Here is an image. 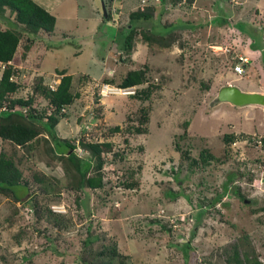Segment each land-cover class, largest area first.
Here are the masks:
<instances>
[{"label": "rangeland", "instance_id": "374dc122", "mask_svg": "<svg viewBox=\"0 0 264 264\" xmlns=\"http://www.w3.org/2000/svg\"><path fill=\"white\" fill-rule=\"evenodd\" d=\"M34 1L55 16V27L50 33L37 32L25 56L23 45L17 48L12 65L20 87L12 96L36 94L39 78L53 86L57 71L66 69L73 76L71 91L78 90L80 97L58 119L57 135L71 139L81 157L88 154L80 140L109 141L112 150L104 153L103 188L87 191L90 213L83 219L79 214L86 209L66 189L65 169L44 154L42 139L18 149L15 160L26 188L13 186L18 200L0 194V264H82V241L90 234L97 236L93 251L116 245L128 264H225L223 252L234 243L264 264V105L216 102L219 88L227 84L264 93V0L176 5L168 0H113L104 6L110 18L104 0ZM150 6L154 11L148 20H139L134 49L130 54L120 50L130 13ZM220 12L228 17L218 25L213 19ZM180 21L192 27L166 32L167 25ZM142 28L174 40L167 46L149 44L141 41ZM234 53L249 60L242 74L231 66ZM143 65L148 67L147 82L157 84L151 98L130 95L143 85L120 93L117 86L125 74ZM44 105L42 100L39 107ZM139 106L149 107L143 126ZM115 125L120 132L110 131ZM138 126L141 133L135 134ZM226 134L234 139L226 141ZM2 150L10 154L13 148L0 141ZM201 151L212 155L206 165ZM192 159L199 165L190 167ZM171 166L178 168V180ZM231 174L223 204L195 225L199 208L222 192ZM128 177L138 186L125 188L122 182ZM232 189L241 197L233 196ZM169 190L180 193L173 199ZM34 196L43 207L62 214L70 227L36 222L24 204Z\"/></svg>", "mask_w": 264, "mask_h": 264}, {"label": "trees", "instance_id": "16d2710c", "mask_svg": "<svg viewBox=\"0 0 264 264\" xmlns=\"http://www.w3.org/2000/svg\"><path fill=\"white\" fill-rule=\"evenodd\" d=\"M193 1L168 0L173 5L181 2L191 3ZM111 2L112 0H104L103 3L106 6L107 4L110 5ZM116 2L121 1L116 0ZM153 11L154 8L150 6L146 8V11L136 9L130 13V25L128 27L125 26L126 33L122 35V38L125 40L118 46L120 50H123L127 54L131 53L135 46L134 38L137 34L136 28L141 27L139 20H148L152 16ZM216 15L213 19L214 23L218 25L227 23L226 19L228 14L220 12ZM106 17L110 18L109 11L106 12ZM55 21V16L34 0H0V65H2L0 66V141L8 142L13 148L10 154L4 152V150L0 152V194L2 196L11 195L14 199L18 200L19 196L15 193L13 186L20 185L26 188V183L22 181V170L15 160V154L19 148H31L32 142L40 137L42 139L43 152L48 159L60 162L64 167L68 178L65 187L75 193L78 206L86 209L85 213L82 212L79 214L84 219L90 213L88 189L103 188L104 186V153L112 150V143L109 141L92 142L80 140L78 145L88 154L87 157H81L74 152L76 145L71 139L62 138L57 135L55 126L58 123V119L65 116L66 107L72 106L75 100L80 97L78 90L74 93L71 91L73 76L67 74L66 69H60L57 71L60 81L53 89L48 84H42V80L39 78L34 85L36 94H31L28 97L12 96L20 87L17 81L19 72L16 69L17 67L12 65L17 48L19 45H23V56H25L26 51L35 43L33 37L37 32H52L55 27ZM179 23L167 25L166 32L178 26L185 28L188 25L191 26L189 22L181 23L180 21ZM140 34H142L141 41L149 44L159 43L162 46H167L174 40L173 36L163 38L164 33H154L151 28H142ZM22 41L24 42L22 43ZM262 51H264V47ZM147 70V65H143L138 69L129 70L119 82L118 86L120 88H130L132 86L138 87L143 85V87L136 89L135 93L131 96L140 100L150 99L153 89L157 88V84L147 82ZM208 88L209 85H205V89ZM42 100L45 101V105L39 107ZM136 111L140 115V126H143L148 120L149 107L139 106ZM140 126H138L139 128L135 131V134L141 133L140 130L142 128ZM110 131L118 133L121 131V127L115 125L110 128ZM233 139V136L226 134V141L231 142ZM125 141L127 142L128 140L125 139ZM261 145H264V140ZM183 153L187 154L188 151L186 150ZM200 154V160L203 165H206L209 158H212L211 154H205L202 151ZM117 155L121 160L124 158L123 153H117ZM185 157L188 158L187 155ZM262 159V156H260V163L264 165V160L262 161ZM197 165L199 164L195 159L189 162L190 167ZM177 169L171 166L173 177L176 180H178ZM34 179L39 182L42 181L36 175H34ZM55 179L59 182L57 178ZM231 180H233V174L224 183L221 193L206 202L207 205L201 206L199 204L201 207L197 212L195 225L201 222L204 215L210 209H215L219 203L223 204L221 200L225 195H228L230 189L229 181ZM122 185L125 188H134L138 186V182L133 177H128L126 181L124 180L122 182ZM167 193L170 198L174 199L177 198L180 192H172L169 190ZM231 194L241 197L238 189H232ZM24 204L32 212L36 222L43 219L48 225L54 228L60 227L62 229H68L70 227V224L62 214L51 210L49 206L43 207L37 196L26 200ZM15 213L17 212L14 211ZM10 219L8 218L9 221H14L13 218ZM96 239L97 236L90 234L87 239L85 238L82 241L81 254L79 255L82 264H128V259L126 256L124 257L119 254L116 245L103 246L93 251L92 244ZM186 243L188 242L180 244L187 247L189 243ZM223 253L225 264H261L255 258V260L250 259L247 251L240 250L238 243L232 244Z\"/></svg>", "mask_w": 264, "mask_h": 264}, {"label": "water", "instance_id": "95a60500", "mask_svg": "<svg viewBox=\"0 0 264 264\" xmlns=\"http://www.w3.org/2000/svg\"><path fill=\"white\" fill-rule=\"evenodd\" d=\"M103 10L105 12L104 4ZM216 102L229 103L237 107L247 105H264V93L257 91H243L236 85L227 84L219 88L216 96Z\"/></svg>", "mask_w": 264, "mask_h": 264}, {"label": "clouds", "instance_id": "9594fccd", "mask_svg": "<svg viewBox=\"0 0 264 264\" xmlns=\"http://www.w3.org/2000/svg\"><path fill=\"white\" fill-rule=\"evenodd\" d=\"M121 1V0H120ZM112 2H113V0H112ZM144 6V5H143ZM105 14H106V12H105ZM230 50V49H229ZM240 53H234V55H233V62H231V66L233 67V71L235 72V73H237V74H242L243 73V71H244V64H246V63H248L249 62V60H248V58H247V61L245 62V63H242L241 65H242V71L241 72H236L235 70H234V65L236 64V62H238V59H237V56L239 55ZM243 55V54H242ZM244 56H246V55H244ZM57 76H58V81L57 82H55L54 83V85L52 86V84L51 83H48V85H50V87L53 89L55 86H56V84H58L59 83V81H60V77H59V75L57 74ZM233 85H235V84H233ZM135 86H132V87H130V88H120L119 86H117V88L118 89H132V88H134ZM129 91V90H128ZM130 92V95H133L134 93H135V91H129ZM123 94V93H122ZM231 105V104H230ZM233 106V105H232ZM16 107H17V105H16Z\"/></svg>", "mask_w": 264, "mask_h": 264}, {"label": "built area", "instance_id": "2783aa9c", "mask_svg": "<svg viewBox=\"0 0 264 264\" xmlns=\"http://www.w3.org/2000/svg\"><path fill=\"white\" fill-rule=\"evenodd\" d=\"M237 59H238V62H236V64L234 65V70L236 71V72H241L242 71V63H245L246 61H247V58H246V56H244V55H242V54H239L238 56H237ZM0 66H2V65H0ZM127 89H121L120 90V93H123V94H125V93H127ZM4 108V107H3Z\"/></svg>", "mask_w": 264, "mask_h": 264}, {"label": "crops", "instance_id": "0c3cea01", "mask_svg": "<svg viewBox=\"0 0 264 264\" xmlns=\"http://www.w3.org/2000/svg\"><path fill=\"white\" fill-rule=\"evenodd\" d=\"M250 107H254V105H249Z\"/></svg>", "mask_w": 264, "mask_h": 264}]
</instances>
